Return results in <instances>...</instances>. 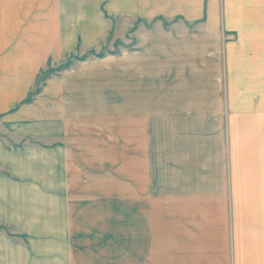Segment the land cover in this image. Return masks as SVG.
<instances>
[{
  "label": "crops",
  "instance_id": "obj_1",
  "mask_svg": "<svg viewBox=\"0 0 264 264\" xmlns=\"http://www.w3.org/2000/svg\"><path fill=\"white\" fill-rule=\"evenodd\" d=\"M262 3L0 0V264H264ZM111 27L134 45L108 58L112 92H129L113 139L129 170L106 187L101 136H75L57 95L109 92L106 77L21 102L59 32Z\"/></svg>",
  "mask_w": 264,
  "mask_h": 264
},
{
  "label": "rangeland",
  "instance_id": "obj_2",
  "mask_svg": "<svg viewBox=\"0 0 264 264\" xmlns=\"http://www.w3.org/2000/svg\"><path fill=\"white\" fill-rule=\"evenodd\" d=\"M259 8H264V3ZM84 12L85 10L75 8L74 12ZM101 11V6L99 8ZM160 21V20H159ZM178 24H183L179 20L175 21ZM135 24L151 26L152 23L146 24L145 22L137 21ZM169 23L162 21V26L166 27ZM114 27L105 35L101 34L99 41H92L90 36L86 33H58V49L51 56L48 57L45 64L38 71L35 80L29 89V94L22 100L21 104H28L33 102L35 96L42 90L47 88V91L53 87L54 90H60L65 86V75L72 74L73 76H86L101 72V76L106 77V86L109 92H57L59 105H72L73 111L71 115L73 120H82L83 129L76 130L75 134L91 138L101 136V183L106 179V187L113 185V178L115 171L121 170V173H127L129 170L128 161V148L115 145L113 142L115 129L114 117L116 111L125 105H129V92H112V79H113V63L110 60L119 54L127 53L134 45V38L131 37L129 32L116 34ZM234 35V34H233ZM232 35V36H233ZM252 39L260 41L261 50L264 52V31L252 33ZM223 37V41L232 40L229 35ZM71 37V39H70ZM88 37V38H87ZM71 41V43L69 42ZM69 44L70 47H60ZM109 58V59H108ZM85 76V77H86ZM92 78V77H87ZM49 80H53L50 83ZM89 83V81H87ZM92 83V82H91ZM96 83V82H94ZM71 85V84H70ZM96 90L97 87H89ZM245 95L247 92H243ZM251 95L249 96V98ZM28 101H25V100ZM253 99V98H251ZM99 111V112H98ZM75 117V118H74ZM100 126L101 130L97 127ZM92 145V144H91ZM128 147V146H127ZM117 149V150H116ZM123 152L121 162L117 161V152ZM119 160V159H118ZM90 161V165H91ZM118 163V164H117ZM121 163V164H120ZM118 168L115 169V166ZM2 230L0 229V232Z\"/></svg>",
  "mask_w": 264,
  "mask_h": 264
},
{
  "label": "trees",
  "instance_id": "obj_3",
  "mask_svg": "<svg viewBox=\"0 0 264 264\" xmlns=\"http://www.w3.org/2000/svg\"><path fill=\"white\" fill-rule=\"evenodd\" d=\"M25 101H28L27 99Z\"/></svg>",
  "mask_w": 264,
  "mask_h": 264
}]
</instances>
